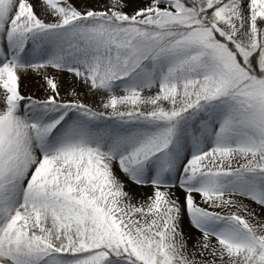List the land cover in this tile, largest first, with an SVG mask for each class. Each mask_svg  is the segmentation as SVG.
<instances>
[{
  "label": "snow or ice",
  "instance_id": "1",
  "mask_svg": "<svg viewBox=\"0 0 264 264\" xmlns=\"http://www.w3.org/2000/svg\"><path fill=\"white\" fill-rule=\"evenodd\" d=\"M0 264H264V0H0Z\"/></svg>",
  "mask_w": 264,
  "mask_h": 264
}]
</instances>
